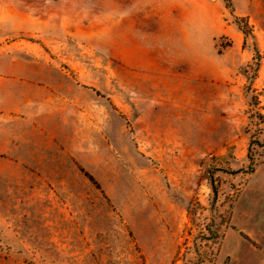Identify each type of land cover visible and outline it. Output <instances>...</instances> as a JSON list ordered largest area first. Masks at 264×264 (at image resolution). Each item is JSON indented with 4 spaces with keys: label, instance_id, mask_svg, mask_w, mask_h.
<instances>
[{
    "label": "rangeland",
    "instance_id": "obj_1",
    "mask_svg": "<svg viewBox=\"0 0 264 264\" xmlns=\"http://www.w3.org/2000/svg\"><path fill=\"white\" fill-rule=\"evenodd\" d=\"M231 1L0 0V264H264V0Z\"/></svg>",
    "mask_w": 264,
    "mask_h": 264
},
{
    "label": "trees",
    "instance_id": "obj_2",
    "mask_svg": "<svg viewBox=\"0 0 264 264\" xmlns=\"http://www.w3.org/2000/svg\"><path fill=\"white\" fill-rule=\"evenodd\" d=\"M227 6H232V1L231 0H225ZM232 8V7H231ZM236 23L239 27V29L245 34V36L251 35V29L249 27V24L246 22L244 18L236 17ZM258 54V53H257ZM258 62L257 66H259V58L260 55L258 54ZM260 146L264 147V144H260ZM256 166V161H254L253 158H251V164L249 165V171L253 172Z\"/></svg>",
    "mask_w": 264,
    "mask_h": 264
}]
</instances>
